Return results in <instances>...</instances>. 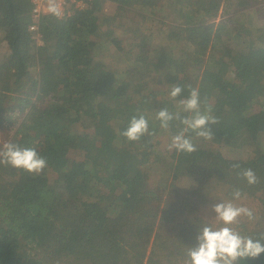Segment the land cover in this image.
Here are the masks:
<instances>
[{
    "label": "trees",
    "instance_id": "1",
    "mask_svg": "<svg viewBox=\"0 0 264 264\" xmlns=\"http://www.w3.org/2000/svg\"><path fill=\"white\" fill-rule=\"evenodd\" d=\"M112 1L121 10L156 5L155 0ZM199 2L201 7L188 4L186 21L168 34L171 42L189 44L185 60L168 63L162 59L170 52L155 50L158 69L177 63L181 74L172 80V98L183 104L163 106L147 118L132 97L139 90H132L131 81L94 60L103 0H90L65 17L42 16L36 32L30 30L29 0H0V30L9 46L0 61V132L5 136L0 139V264H187L182 248L176 252L172 236L159 228L160 221H169L168 212L148 189L153 135L176 119L182 120L185 137L206 134L210 143L230 146L237 156L183 144L172 155L174 180L196 176L202 191L214 180L226 186L230 198L264 195V106L253 110L264 95V27L246 29L251 47L232 60L229 52L209 50L222 0ZM241 32L235 42L245 41L238 38ZM192 101L202 110L189 107ZM73 148L81 156L73 158ZM33 164L42 171L35 174ZM87 164L105 172L92 175L111 187L86 184L80 171ZM49 170L59 174L58 186L50 184ZM75 189L89 197L70 201L65 192ZM170 190L172 197L173 183ZM181 218L182 223L193 219L190 214ZM200 225L190 239L186 226L180 233L196 245L189 246L197 255L206 239ZM249 227L230 245L227 264H264V213ZM198 258L194 264H201Z\"/></svg>",
    "mask_w": 264,
    "mask_h": 264
},
{
    "label": "rangeland",
    "instance_id": "2",
    "mask_svg": "<svg viewBox=\"0 0 264 264\" xmlns=\"http://www.w3.org/2000/svg\"><path fill=\"white\" fill-rule=\"evenodd\" d=\"M155 1L154 7L135 6L121 10L116 2L103 0L102 8L98 13L100 31L95 36L97 44L92 51L96 62L106 65L105 68L113 70L119 78L130 80L132 90H139L138 93L133 92L132 97L135 102L139 99L142 104V112L146 113L147 118H153L155 112L165 108L163 106L174 107L183 104L184 100L180 102L172 98V80L178 73L181 74L177 63L175 62V67L172 64L171 68L162 66L161 69H158L155 65L158 64L159 58H156L155 50L162 49L163 52H170L162 59L167 58L168 63L175 58L185 60L183 51H189V44L182 41L171 42L168 39V34L176 25L186 21V14L188 16L189 13L188 4L191 5L190 8L197 7L196 5L202 6L199 0ZM239 10L240 12L236 14ZM214 22L216 31L214 35H217H215V39L212 38L209 50L218 48L220 52H229L232 60L237 61L240 56L245 54L244 51H248L251 47V43L246 42L248 37L246 39L244 37L246 29L253 31L255 28L264 27V0H222L220 11ZM237 30L242 31L241 37L238 38H243L245 41L235 42ZM35 38L37 46H41L43 41L40 36ZM115 40H122V43L118 44ZM118 45L121 48H118ZM143 45L146 46L144 50H142ZM8 53V43L4 39V33L0 30V61ZM210 61L213 63L214 60ZM233 65L235 66V64ZM32 74L37 76L38 71L33 68ZM176 78L178 79V76ZM259 102L260 104H256L253 110L264 106V95L260 97ZM183 106L185 109L187 108L185 105ZM199 106L200 103L196 101L189 103V107L195 108L196 112L202 110ZM187 126L195 127L197 125L189 122ZM180 130H183L182 120L176 119L168 127L153 135L156 145L153 150L152 163L148 168L150 171L148 189L155 191L156 195L160 197L161 208L168 212L164 216L169 217V221L166 219L164 222L160 221L158 226L165 233L170 234V237L172 236L170 245L176 252L182 248L187 256L183 255L187 264H194L193 260H196L198 256L201 264H227L228 257L232 255L230 251L228 252L230 245L239 239L240 232L246 226L255 227L256 221L264 213V195L254 198L246 196L230 198L226 195V186L215 183L214 180L208 181L207 188L203 189L204 193L197 189L199 181L196 176H183L174 180L172 155L183 144L190 149H205L212 146L220 149L225 157L234 158L237 156V151L230 146L220 147L218 144L210 143L211 139L206 134L185 137L184 131L180 133ZM4 137L0 132V139ZM71 151L70 154L73 158H78L82 154L78 148H73ZM97 163L101 165L100 160ZM82 169L80 172H85L84 179L87 180L86 184L89 186H94L98 190L111 187L110 185L105 187L104 183L93 177V171L100 176L105 175V172L100 168L92 170L87 164ZM32 170L38 174L42 171V167L40 164H33ZM49 171L47 175L50 184L58 186L59 174L52 170ZM109 179L113 181L112 178ZM171 183L174 185V197L169 194ZM194 189L198 191H193ZM65 196L73 202H79V198L82 200L89 197L87 194L82 195L76 189L65 192ZM182 214H190L193 219L188 218V223H182ZM160 217L161 213L158 219ZM197 217L202 222V227L201 225L200 227L206 234V239H203L204 250L198 255L196 251L190 252L189 245L193 246V249L196 245L180 236L186 226L190 231L189 239L192 237V232L196 229L194 226L199 225ZM181 239L185 241L184 244L181 243Z\"/></svg>",
    "mask_w": 264,
    "mask_h": 264
},
{
    "label": "built area",
    "instance_id": "3",
    "mask_svg": "<svg viewBox=\"0 0 264 264\" xmlns=\"http://www.w3.org/2000/svg\"><path fill=\"white\" fill-rule=\"evenodd\" d=\"M31 3L32 23L30 30L36 32L38 30V22L42 16L56 14L59 17H65L72 13L75 9H82L88 6L90 0H29ZM40 34L36 33L35 37ZM41 38V36H40Z\"/></svg>",
    "mask_w": 264,
    "mask_h": 264
}]
</instances>
